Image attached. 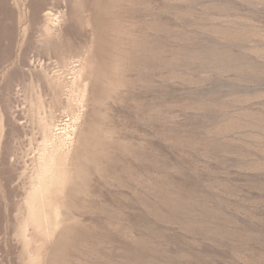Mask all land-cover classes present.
<instances>
[{"label":"rangeland","instance_id":"374dc122","mask_svg":"<svg viewBox=\"0 0 264 264\" xmlns=\"http://www.w3.org/2000/svg\"><path fill=\"white\" fill-rule=\"evenodd\" d=\"M0 264H264V0H0Z\"/></svg>","mask_w":264,"mask_h":264},{"label":"bare ground","instance_id":"6f19581e","mask_svg":"<svg viewBox=\"0 0 264 264\" xmlns=\"http://www.w3.org/2000/svg\"><path fill=\"white\" fill-rule=\"evenodd\" d=\"M57 130V129H56Z\"/></svg>","mask_w":264,"mask_h":264}]
</instances>
